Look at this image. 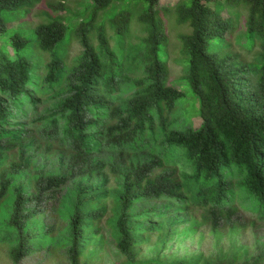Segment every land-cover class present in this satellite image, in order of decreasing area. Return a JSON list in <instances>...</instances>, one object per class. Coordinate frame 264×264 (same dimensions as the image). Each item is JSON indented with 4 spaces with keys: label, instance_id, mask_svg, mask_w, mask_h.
Returning a JSON list of instances; mask_svg holds the SVG:
<instances>
[{
    "label": "trees",
    "instance_id": "trees-1",
    "mask_svg": "<svg viewBox=\"0 0 264 264\" xmlns=\"http://www.w3.org/2000/svg\"><path fill=\"white\" fill-rule=\"evenodd\" d=\"M40 1L0 0V247L11 264L42 249L41 260L60 249L65 264H102L108 238L119 264H264V0H81L29 28ZM161 14L179 31L178 88ZM192 209L229 244L181 254Z\"/></svg>",
    "mask_w": 264,
    "mask_h": 264
},
{
    "label": "rangeland",
    "instance_id": "rangeland-1",
    "mask_svg": "<svg viewBox=\"0 0 264 264\" xmlns=\"http://www.w3.org/2000/svg\"><path fill=\"white\" fill-rule=\"evenodd\" d=\"M60 2V4H58ZM81 0H41L34 8L30 10L28 13L27 17L24 19L26 22L27 26L29 28H33L39 21H40V16L43 14H46L47 11L50 13L54 14H60L66 15V12H62V6L68 7V10H72L70 13H73L75 11H79L81 8ZM175 0H160L158 2L157 7H170L173 5ZM49 4H52L49 6ZM235 15H238V10L237 7H234ZM226 14V12H224ZM5 15H7L5 13ZM163 19H164V24H165V29L169 33L170 37L169 40L166 44L168 48V53H169V81L174 83L175 86H178V83L175 82L177 80H181L182 75H183V65L179 62L180 58V53H179V48H180V40L177 37L178 35V29L176 28L177 24H175V20H173L172 17H169L167 14H161ZM68 16H72V14H68ZM233 21H236L238 18L233 16ZM74 21L77 20V18L73 19ZM17 22H14L11 26H16ZM186 28H182L180 31H186ZM243 30V16H241V19L239 21L238 19V25L236 26L235 34L241 32ZM133 32H135L137 35L139 34L138 29H135ZM7 31L6 32H0V47L4 49H9L8 43H7ZM241 38H243V33L240 35ZM233 39V37H232ZM232 45L233 49L236 51H241V47L238 46L236 41L233 39L232 40ZM80 49V45L78 42H74L71 45L70 48V57L72 58ZM243 54V53H242ZM253 56V53H248L247 58L250 60ZM253 78V76H252ZM181 88L185 91V100L186 102V108H193L194 106L197 109V102L195 99V96L192 94V91L190 88L185 84L182 85ZM201 120L197 117L194 116L192 119V123L194 126H198L200 124ZM45 147V143L41 142V148ZM53 153V151L51 152ZM176 167H179L180 164L175 165ZM45 209L49 207V205L45 204L43 206ZM188 213L193 214V219L196 221V226H195V233H193L191 236L184 238V246H186V249H181V254L184 252H198L201 251L205 254H208L209 252L213 251V247L215 246V243L219 239V243L222 244L223 246H227L229 244V238L227 236V230L225 227H222V231L219 233H214L212 230H210L209 225L207 224L206 221L203 220L202 218V212L199 209H192L188 210ZM244 214V220H247L248 217L250 216L249 212H245ZM258 233L264 234V227L261 228H255L254 231H257ZM104 232L106 235H109V232L104 229ZM220 234V237L218 238V235ZM252 235L253 231L251 227H248L244 229L242 233V241L243 242H251L252 241ZM108 238V237H107ZM153 238V236H152ZM176 244H174L175 246ZM57 251L55 252L54 257L48 258H42L41 256L45 255V249H42L41 252H38L35 254L33 257L30 259H23L20 261V264H29V263H37V264H65V258L60 249H56ZM143 252L147 253V248L143 247ZM121 257L117 253L113 242H111L110 238H108V241L106 243V247L103 251V258H102V264H119ZM0 264H11V261L8 259V256L6 254L5 248L0 247Z\"/></svg>",
    "mask_w": 264,
    "mask_h": 264
}]
</instances>
